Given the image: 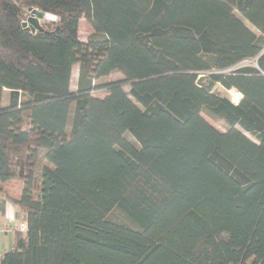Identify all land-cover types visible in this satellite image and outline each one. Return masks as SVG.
<instances>
[{"label": "trees", "instance_id": "obj_1", "mask_svg": "<svg viewBox=\"0 0 264 264\" xmlns=\"http://www.w3.org/2000/svg\"><path fill=\"white\" fill-rule=\"evenodd\" d=\"M14 178L26 229L0 264H264V0H0Z\"/></svg>", "mask_w": 264, "mask_h": 264}, {"label": "crops", "instance_id": "obj_2", "mask_svg": "<svg viewBox=\"0 0 264 264\" xmlns=\"http://www.w3.org/2000/svg\"><path fill=\"white\" fill-rule=\"evenodd\" d=\"M0 189V255L14 247L15 229L23 222L27 215L20 210L16 199L20 198L23 182L18 178L1 183Z\"/></svg>", "mask_w": 264, "mask_h": 264}, {"label": "rangeland", "instance_id": "obj_3", "mask_svg": "<svg viewBox=\"0 0 264 264\" xmlns=\"http://www.w3.org/2000/svg\"><path fill=\"white\" fill-rule=\"evenodd\" d=\"M57 19V17L53 14H48L45 19L43 20L44 23L45 22H54ZM94 33V29L92 27V25L89 23V21L85 18H82L81 23H80V37L82 40L87 41L88 37L90 35H92ZM247 65H256V60L251 59V60H247L245 62ZM244 63V65H245ZM79 72H80V63H76L73 67V73H72V78H71V88L73 90L77 89V84H78V77H79ZM114 78H120L121 74L119 73H115L113 74ZM110 78H102L100 80L97 81V83H101L104 80H108ZM107 93V91L105 89H100V88H96L93 91V94L95 96H100L103 97L105 96ZM226 94H228L231 99L238 104V102H236L237 97L239 98V95L241 94L240 92H238L237 90H228L226 92ZM242 95V94H241ZM202 115L204 118H206L212 125H214L215 127H217L218 129H220L221 131H225L226 130V125L222 122V121H218L214 118H212L210 115H208L206 112H202ZM71 117H70V121H69V125H68V130H70L71 128Z\"/></svg>", "mask_w": 264, "mask_h": 264}, {"label": "water", "instance_id": "obj_4", "mask_svg": "<svg viewBox=\"0 0 264 264\" xmlns=\"http://www.w3.org/2000/svg\"><path fill=\"white\" fill-rule=\"evenodd\" d=\"M29 12H30L29 16L22 23V25L26 27L27 30H31L33 32H36L37 30L39 31L45 30L41 24V19L44 18V12L39 11L36 8H30Z\"/></svg>", "mask_w": 264, "mask_h": 264}, {"label": "built area", "instance_id": "obj_5", "mask_svg": "<svg viewBox=\"0 0 264 264\" xmlns=\"http://www.w3.org/2000/svg\"><path fill=\"white\" fill-rule=\"evenodd\" d=\"M18 228H20L21 230H25L26 229V223L25 222L21 223ZM0 259H1V255H0Z\"/></svg>", "mask_w": 264, "mask_h": 264}, {"label": "bare ground", "instance_id": "obj_6", "mask_svg": "<svg viewBox=\"0 0 264 264\" xmlns=\"http://www.w3.org/2000/svg\"><path fill=\"white\" fill-rule=\"evenodd\" d=\"M237 102V101H236Z\"/></svg>", "mask_w": 264, "mask_h": 264}]
</instances>
